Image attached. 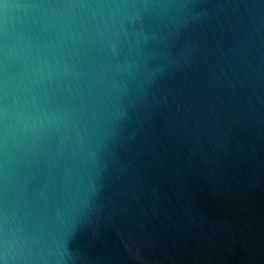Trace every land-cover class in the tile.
Wrapping results in <instances>:
<instances>
[{
  "label": "water",
  "instance_id": "95a60500",
  "mask_svg": "<svg viewBox=\"0 0 264 264\" xmlns=\"http://www.w3.org/2000/svg\"><path fill=\"white\" fill-rule=\"evenodd\" d=\"M0 264H264V0H0Z\"/></svg>",
  "mask_w": 264,
  "mask_h": 264
}]
</instances>
